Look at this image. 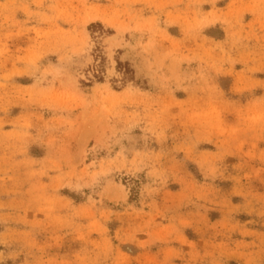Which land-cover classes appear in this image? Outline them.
Instances as JSON below:
<instances>
[{
	"label": "rangeland",
	"instance_id": "rangeland-1",
	"mask_svg": "<svg viewBox=\"0 0 264 264\" xmlns=\"http://www.w3.org/2000/svg\"><path fill=\"white\" fill-rule=\"evenodd\" d=\"M0 264H264V0H0Z\"/></svg>",
	"mask_w": 264,
	"mask_h": 264
}]
</instances>
